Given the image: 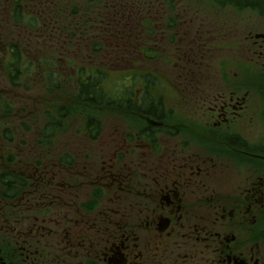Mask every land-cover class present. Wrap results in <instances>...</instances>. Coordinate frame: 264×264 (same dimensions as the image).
<instances>
[{
  "label": "flooded vegetation",
  "instance_id": "af4514ba",
  "mask_svg": "<svg viewBox=\"0 0 264 264\" xmlns=\"http://www.w3.org/2000/svg\"><path fill=\"white\" fill-rule=\"evenodd\" d=\"M175 4L160 76L133 69L112 123L0 148V264H264V119L244 79L264 77V25L232 39L208 6ZM135 41L130 59L155 58Z\"/></svg>",
  "mask_w": 264,
  "mask_h": 264
},
{
  "label": "rangeland",
  "instance_id": "374dc122",
  "mask_svg": "<svg viewBox=\"0 0 264 264\" xmlns=\"http://www.w3.org/2000/svg\"><path fill=\"white\" fill-rule=\"evenodd\" d=\"M9 0H0V21L4 22V6L8 3ZM34 2H39L38 0H33ZM86 1V0H85ZM85 1H81L82 4H85ZM112 1V0H106ZM118 4L120 3L121 10L120 15L117 14V18L122 16V20L128 22V25L122 24L119 22V19L114 18L115 14L109 13L110 21L107 25L108 30L104 32L105 35H102L104 42V47L101 49V53L99 54L100 59H103L104 63H100L99 67H104L107 72L110 73L112 80H117L121 73H118L119 70H129L135 68L142 72H151V74L159 77L160 76V8L163 5L172 6L177 5L175 2L177 0H117ZM139 1V2H138ZM233 1L236 0H178L181 3V13L184 15L187 13L191 14L190 7H188V11H184L185 6H208L209 9L212 10L208 15L215 19L216 21H222L220 24L221 29L225 33H233L234 37L232 39H236L243 33V23L249 21V24H252V21H259V24L264 25V15H261V12H264V0H240L239 5H235ZM238 2V0L236 1ZM238 2V3H239ZM224 3V4H223ZM253 4V5H250ZM123 6V7H122ZM223 6V10L219 7ZM238 6V7H236ZM250 6L251 8L247 7ZM254 6V8H253ZM140 8V12L138 11ZM135 10L137 13L130 14V11ZM245 10V13H243ZM116 11V12H117ZM148 11V12H147ZM258 11V12H257ZM145 13V16L148 19L147 27L145 31H143V27H140L138 24V17L140 13ZM232 12V13H231ZM122 13V14H121ZM197 14V13H196ZM103 15V14H102ZM131 15V16H130ZM98 16H94L96 18ZM129 21H134L133 24H130ZM199 25V24H197ZM104 27V26H103ZM105 29V28H102ZM4 34V23L0 22V35ZM101 34V33H100ZM57 35L56 29H53L52 34ZM141 38L143 42V46H148L149 51L153 48L152 52L156 53L155 58H152L149 62L148 58H143L144 55H138V58L133 59V63L128 60V58H123L122 53L130 52L133 49V45L135 44V40L137 37ZM162 36V33H161ZM71 39L73 41H81L77 48H79V52H83L81 47L85 48L84 52H90L88 50V46L92 40L99 39H90L85 40L84 38L79 37V32L75 29L73 35H71ZM51 40V39H50ZM102 42L101 40H99ZM64 46V45H63ZM200 48V45L198 43ZM65 47V46H64ZM74 45L69 44L70 50H75ZM56 48V51H60L64 53L63 56L69 55L65 54V51L62 46L53 47ZM199 48L197 50H199ZM123 49V50H122ZM125 49V50H124ZM69 52V51H68ZM223 52V55H227L229 58L234 54L235 48L232 46L230 49H226ZM72 53V52H70ZM37 53H35L36 56ZM220 52H217L216 56L213 58L216 59L215 62L212 63V68H217V58L220 57ZM60 56V55H59ZM83 55L75 54L73 55V59H75V65H84L89 68L92 65L93 61L80 59ZM111 59V61H106V59ZM243 59V58H242ZM62 60V59H61ZM59 60V61H61ZM117 60V62H116ZM64 61V60H62ZM99 61V60H98ZM99 61V62H102ZM243 63L247 66L246 61ZM72 65V64H71ZM127 65H132V67H127ZM138 65V66H136ZM94 66V65H92ZM66 74L72 75L71 67H66ZM71 68V69H70ZM76 68V66H75ZM37 76L39 78L41 74H43L42 70L39 69L37 72ZM150 77V76H149ZM38 78V79H39ZM46 78V73L44 71L43 77L38 80V85L32 89H27L23 85L20 87L14 86L13 84L8 83L5 85L4 83H0V106H6L7 109L4 110V114H1L0 117V130L4 129V133L9 130V134L11 137L10 130H12L13 138L12 140H7L5 136H0V148H3L5 151H14L16 153L19 148L26 146L27 148L31 147L32 142L40 143L41 147L45 148H55L57 149H66L63 144L70 139L72 134H75L80 129H83L85 123L91 118L93 120L98 121L101 126L108 125L112 123L113 117L115 114L118 115V111L114 110L110 105H101V104H91L77 102L76 99L72 100V89L71 86L68 85L67 80L65 79V85L59 89V91H52L53 88L46 89L41 86L42 79ZM68 78V76L66 77ZM152 78V77H151ZM36 80V78H32ZM157 78H153L155 81ZM245 83L260 85V94L258 96V111L262 113L260 117L264 119V77L254 78L251 76H245ZM5 80V79H4ZM6 81V80H5ZM42 81V82H41ZM2 82V81H0ZM156 82V81H155ZM136 83V82H135ZM10 84V85H9ZM130 82L126 81L125 84H121V86H116L114 90L115 93L121 92L122 95H126L130 88ZM141 85V84H140ZM139 86V83H137ZM51 92V93H50ZM20 96L24 100L30 99V101L26 102V107L22 106L20 101ZM22 100V99H21ZM24 100L22 102L24 103ZM34 100L35 102H33ZM43 100L44 103L40 105V102ZM114 107V106H113ZM115 108V107H114ZM60 110H64V113L60 114ZM24 116L28 121H20L18 116ZM90 116V117H88ZM128 116V115H127ZM89 118V119H88ZM14 119V120H13ZM57 120V121H56ZM56 121V122H55ZM55 122H59L62 130H58L54 132L52 124ZM17 124H21L23 129L17 130ZM20 128V127H19ZM18 132V133H17ZM22 133V134H20ZM84 133V132H83ZM78 146L79 145V141ZM16 146L18 149H16ZM75 148V147H73ZM13 153V152H11ZM21 153L22 152H18ZM17 153V154H18Z\"/></svg>",
  "mask_w": 264,
  "mask_h": 264
},
{
  "label": "trees",
  "instance_id": "16d2710c",
  "mask_svg": "<svg viewBox=\"0 0 264 264\" xmlns=\"http://www.w3.org/2000/svg\"><path fill=\"white\" fill-rule=\"evenodd\" d=\"M38 1L9 0L4 6V22L0 21L2 24L4 23V34L0 35V81H2L0 83L8 85L6 82H9L14 86L20 87L23 85L27 89H32L38 85V80L43 77L45 71L46 78L42 79L43 82L41 81V86L45 87V91L53 88L52 91L58 92L65 85L66 79L72 89V100L76 99L77 102L82 104H113L114 98L112 99L111 94L115 93L114 89L117 86V82L109 77L110 73L104 67H99L100 63H104L103 59H100L99 54L104 47L102 35H105L104 32L108 30L106 24H109L110 21L109 13H114V18L119 19L118 21L122 24H127L126 21L122 20V16L118 18L116 16L117 14L120 15L121 4L119 3L114 9L113 7L118 2L117 0L110 2L106 0ZM81 1H85V4L83 5ZM118 8L121 10L117 11ZM261 15H264L263 11ZM94 16L98 17L94 18ZM103 20H106L105 26L103 25ZM53 29L57 31L56 36L50 35ZM75 29L79 32L80 38L85 40L87 38V40L99 39L102 42L92 40L88 46L90 52H84L85 48L83 47H81L83 52H79L80 49L77 48V45L81 41H73L71 39ZM66 42L76 46L75 50H70ZM57 45L62 46L67 51L65 54H68L69 57L63 56L64 53L53 48ZM35 53H37L36 56ZM74 53H81L83 57H80V59L84 58L87 61H93L92 65L94 66L90 65L87 68L84 65H75ZM125 55H127V52ZM106 61L110 62L111 59L107 58ZM69 66L72 68H70L72 75L65 73L66 67ZM39 69L43 72L40 75L41 78L37 76ZM67 76L68 78H66ZM34 77L36 80L32 79ZM21 99L24 100L23 98ZM21 99L22 106L26 107L25 104L30 99L26 98L24 103ZM32 101L35 102L34 100ZM42 103H44L43 100L40 105ZM5 109H7L6 106H0V115L4 114ZM62 113H64L63 115L67 114L64 110H60V114ZM6 116L4 114V117ZM19 120L28 121L24 117ZM55 122L52 127L54 131H58L61 127L59 122L56 124ZM88 122L90 124L93 119L90 118ZM21 128L23 129V126L20 124ZM12 130H10L11 137H13L14 133ZM0 136L1 138L5 136L8 141L13 139L10 137L9 130L4 133V129H1Z\"/></svg>",
  "mask_w": 264,
  "mask_h": 264
}]
</instances>
